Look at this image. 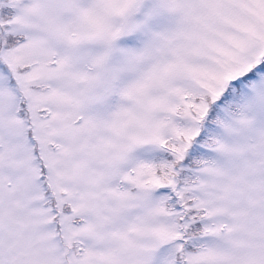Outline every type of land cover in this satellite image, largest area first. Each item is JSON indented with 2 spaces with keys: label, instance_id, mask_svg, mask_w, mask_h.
<instances>
[{
  "label": "snow or ice",
  "instance_id": "snow-or-ice-1",
  "mask_svg": "<svg viewBox=\"0 0 264 264\" xmlns=\"http://www.w3.org/2000/svg\"><path fill=\"white\" fill-rule=\"evenodd\" d=\"M0 264H264V0H0Z\"/></svg>",
  "mask_w": 264,
  "mask_h": 264
}]
</instances>
